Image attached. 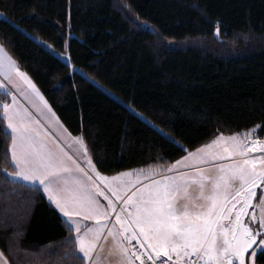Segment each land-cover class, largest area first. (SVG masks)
Instances as JSON below:
<instances>
[{
  "label": "trees",
  "instance_id": "obj_1",
  "mask_svg": "<svg viewBox=\"0 0 264 264\" xmlns=\"http://www.w3.org/2000/svg\"><path fill=\"white\" fill-rule=\"evenodd\" d=\"M0 10V43L65 127L83 130L101 173L171 164L184 153L169 136L192 149L264 122V0H0ZM10 143L0 121V169L13 171ZM15 181L0 173V250L18 243L19 259L57 264L62 216Z\"/></svg>",
  "mask_w": 264,
  "mask_h": 264
},
{
  "label": "snow or ice",
  "instance_id": "obj_2",
  "mask_svg": "<svg viewBox=\"0 0 264 264\" xmlns=\"http://www.w3.org/2000/svg\"><path fill=\"white\" fill-rule=\"evenodd\" d=\"M0 97L11 140L5 159L14 169L0 173L8 183L32 182L62 214L69 234L57 264H102L99 242L109 238L118 264H264V139L257 135L264 122L192 149L169 136L184 153L174 162L109 177L93 162L83 130L73 135L64 126L3 43ZM20 251L18 243L9 255L0 251V264H32Z\"/></svg>",
  "mask_w": 264,
  "mask_h": 264
},
{
  "label": "rangeland",
  "instance_id": "obj_3",
  "mask_svg": "<svg viewBox=\"0 0 264 264\" xmlns=\"http://www.w3.org/2000/svg\"><path fill=\"white\" fill-rule=\"evenodd\" d=\"M0 13H2V14H0V18H5V19L7 18L6 15H5L1 10H0ZM58 54H59V53H58ZM59 55L62 57V59H64V61H66L67 63L70 64V66H71V68H72L73 70H76V71L82 73V70H80L79 68H77L76 66H74V65L71 63V60H70V58H69V56H68L67 53L59 54ZM22 70H23V69H22ZM90 80L93 81L94 83H96L97 85H99L100 87H102L105 91H107L110 95H112V96L115 97L116 99L121 100L117 95H115L113 92H111V91L107 90L106 88H104V87H103L102 85H100L96 80H94V79H92V78H90ZM128 106H129V105H128ZM129 107L132 108L131 106H129ZM133 110H134V109H133ZM134 111L136 112L137 115H138V113H140V112H138V111H136V110H134ZM141 114H142V113H141ZM138 116L141 117L142 119H144L145 121H147L148 123H149V121H152V120H150L148 117H146L145 115H138ZM145 118H147V119H145ZM150 124H151L152 126H154L155 128H157L158 130L161 131L160 127L157 126L153 121H152V123H150ZM224 134H225V135H230V134H227V133H224ZM231 134H232V133H231ZM216 135H217V134H216ZM216 135H215V136H216ZM257 135H258L260 138L264 139V134L261 135L259 130H257ZM215 136H213V137L210 138L209 140L205 141L204 143L200 144L199 146H201V145H203V144H205V143L211 141ZM197 147H198V146H197ZM141 168L147 170L149 167H135V168H128V169H123V170H120V171H117V172H114V173H103V174H104V175H107V176L110 177V176L115 175L116 173H119V172H122V171H131V172L135 173L136 171H138V170L141 169ZM130 179L135 180V179H136V176L133 175ZM261 194H262V193L258 190V194H257V197L254 198V202L258 200L259 195H261ZM101 200H102V198H101ZM102 201H103V200H102ZM103 202H104V201H103ZM104 203H106V202H104ZM257 214H259V210H258V209H257ZM99 243L103 245L102 248L98 249V251L100 252V257H101V260H102V264H118V261H119V257H118V255H116V254H114V253L110 254V252H109V249H110V247H111V245H112L111 238H109L108 240H103V239H102ZM258 251H259V250H258Z\"/></svg>",
  "mask_w": 264,
  "mask_h": 264
},
{
  "label": "crops",
  "instance_id": "obj_4",
  "mask_svg": "<svg viewBox=\"0 0 264 264\" xmlns=\"http://www.w3.org/2000/svg\"><path fill=\"white\" fill-rule=\"evenodd\" d=\"M9 54V53H8ZM10 55V54H9ZM14 59V58H13ZM24 71V70H23ZM41 92V91H40ZM42 93V92H41ZM18 95V99H19V102L21 103V105H23V106H25V107H29V110L30 111H33V114L35 115V111L33 110V109H31L30 108V106L27 104V101H25L24 99H23V97H20L19 96V94H17ZM43 95V94H42ZM44 96V95H43ZM46 99V98H45ZM54 111V110H53ZM55 112V111H54ZM57 115V114H56ZM61 121V120H60ZM43 123V122H42ZM65 126V125H64ZM94 162V161H93ZM13 179H15V180H18V181H21V182H23V183H26V184H30V183H32V182H29V181H25V180H23V178H21V177H12ZM44 195H45V197L47 198V194L46 193H44ZM47 200H48V198H47ZM101 202L102 203H104L102 200H101ZM58 211V210H57ZM61 216H62V214H60ZM1 251V250H0Z\"/></svg>",
  "mask_w": 264,
  "mask_h": 264
},
{
  "label": "built area",
  "instance_id": "obj_5",
  "mask_svg": "<svg viewBox=\"0 0 264 264\" xmlns=\"http://www.w3.org/2000/svg\"><path fill=\"white\" fill-rule=\"evenodd\" d=\"M134 243V242H133ZM162 259H165V258H162Z\"/></svg>",
  "mask_w": 264,
  "mask_h": 264
}]
</instances>
